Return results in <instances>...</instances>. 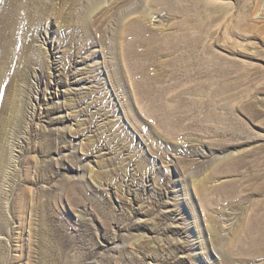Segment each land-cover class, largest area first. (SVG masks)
Wrapping results in <instances>:
<instances>
[{
  "label": "rangeland",
  "instance_id": "374dc122",
  "mask_svg": "<svg viewBox=\"0 0 264 264\" xmlns=\"http://www.w3.org/2000/svg\"><path fill=\"white\" fill-rule=\"evenodd\" d=\"M0 264H264V0H0Z\"/></svg>",
  "mask_w": 264,
  "mask_h": 264
}]
</instances>
